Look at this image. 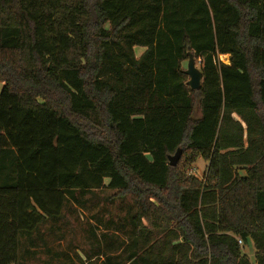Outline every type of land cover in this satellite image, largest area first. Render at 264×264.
Masks as SVG:
<instances>
[{
    "label": "trees",
    "instance_id": "trees-1",
    "mask_svg": "<svg viewBox=\"0 0 264 264\" xmlns=\"http://www.w3.org/2000/svg\"><path fill=\"white\" fill-rule=\"evenodd\" d=\"M103 189L127 264H264V0H0V264L68 259L49 237Z\"/></svg>",
    "mask_w": 264,
    "mask_h": 264
},
{
    "label": "rangeland",
    "instance_id": "rangeland-1",
    "mask_svg": "<svg viewBox=\"0 0 264 264\" xmlns=\"http://www.w3.org/2000/svg\"><path fill=\"white\" fill-rule=\"evenodd\" d=\"M135 51L137 55L141 52L140 49ZM219 59L228 64V56H220ZM195 67L200 70L198 61H195ZM184 69L186 70V63ZM198 116L196 112L195 117ZM205 168V162L198 160L189 169V173L200 179ZM112 193L107 189L74 193L73 199L63 211L64 217L58 220L60 231L49 237L54 251L75 250L78 259L92 258V264L99 261L127 264V245L131 242L129 219L133 214V206L130 198L109 199ZM244 253L249 262L254 263V248L251 243L246 246Z\"/></svg>",
    "mask_w": 264,
    "mask_h": 264
},
{
    "label": "crops",
    "instance_id": "crops-1",
    "mask_svg": "<svg viewBox=\"0 0 264 264\" xmlns=\"http://www.w3.org/2000/svg\"><path fill=\"white\" fill-rule=\"evenodd\" d=\"M50 228L47 229H43L42 232L44 236L49 235L50 233ZM23 241V240H22ZM21 241V243H23ZM26 244V242H25ZM27 249L28 251L32 252V253H36L35 258L32 259L30 256L24 255V264H42V263H50V264H91L93 262V260H85V259H81L78 260L76 259L75 253L77 251H72V250H66L63 251L66 255H68V259H63V260H58L56 258V256L54 255H49V254H44L43 253V248L39 247L38 248H30L29 244L27 243ZM25 245V246H26ZM57 252V251H53L52 253ZM77 254V253H76ZM102 261H99L97 264H101Z\"/></svg>",
    "mask_w": 264,
    "mask_h": 264
},
{
    "label": "water",
    "instance_id": "water-1",
    "mask_svg": "<svg viewBox=\"0 0 264 264\" xmlns=\"http://www.w3.org/2000/svg\"><path fill=\"white\" fill-rule=\"evenodd\" d=\"M184 74L189 78L186 85L189 87L191 91L198 90L201 87L202 73L200 72V70L196 69L192 55H189ZM180 158H181V150L177 149L174 155L168 157L169 166L171 167L176 166Z\"/></svg>",
    "mask_w": 264,
    "mask_h": 264
},
{
    "label": "built area",
    "instance_id": "built-area-1",
    "mask_svg": "<svg viewBox=\"0 0 264 264\" xmlns=\"http://www.w3.org/2000/svg\"><path fill=\"white\" fill-rule=\"evenodd\" d=\"M238 244H239V245H241V242H240V241H238Z\"/></svg>",
    "mask_w": 264,
    "mask_h": 264
}]
</instances>
